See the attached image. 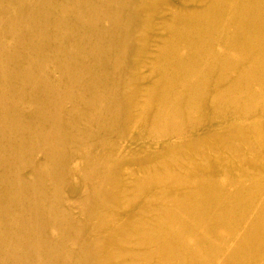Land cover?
Here are the masks:
<instances>
[{
  "label": "bare ground",
  "instance_id": "6f19581e",
  "mask_svg": "<svg viewBox=\"0 0 264 264\" xmlns=\"http://www.w3.org/2000/svg\"><path fill=\"white\" fill-rule=\"evenodd\" d=\"M0 264H264V0H0Z\"/></svg>",
  "mask_w": 264,
  "mask_h": 264
},
{
  "label": "rangeland",
  "instance_id": "374dc122",
  "mask_svg": "<svg viewBox=\"0 0 264 264\" xmlns=\"http://www.w3.org/2000/svg\"><path fill=\"white\" fill-rule=\"evenodd\" d=\"M223 126H226V124H223ZM136 139V138H135ZM237 143V142H236ZM132 147H134L135 149H137V150H151V149H154V150H156V151H160L161 153H163L164 152V148H163V145L161 144V146H159L156 142H153V141H151V140H149V139H147V138H140V139H137V141L135 142V143H133L132 145H131ZM178 172H180V171H178ZM68 181V183L70 184V185H73V184H75L76 182V178L75 177H73V176H71V175H69V178L67 179ZM126 191H128L130 188L129 187H126V188H124ZM127 197H126V195L125 196H122L121 197V200H125Z\"/></svg>",
  "mask_w": 264,
  "mask_h": 264
}]
</instances>
